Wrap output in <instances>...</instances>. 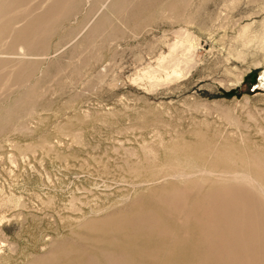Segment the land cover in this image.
Wrapping results in <instances>:
<instances>
[{"label": "rangeland", "instance_id": "1", "mask_svg": "<svg viewBox=\"0 0 264 264\" xmlns=\"http://www.w3.org/2000/svg\"><path fill=\"white\" fill-rule=\"evenodd\" d=\"M263 37L264 0H0V264H264Z\"/></svg>", "mask_w": 264, "mask_h": 264}, {"label": "bare ground", "instance_id": "2", "mask_svg": "<svg viewBox=\"0 0 264 264\" xmlns=\"http://www.w3.org/2000/svg\"><path fill=\"white\" fill-rule=\"evenodd\" d=\"M104 7V6H103ZM112 11V10H111ZM247 28H248V25H246V26H244L242 29H241V32H242V34L244 35L245 33H246V30H247ZM252 34V33H251ZM242 35V36H243ZM259 35V34H258ZM262 36V35H261ZM253 40V38H250V39H247L246 41H245V44H250V42ZM261 45L262 46H264V37L261 39ZM255 44V43H254ZM252 46V45H251ZM261 46V47H262ZM19 53H21V52H19ZM21 54H23V53H21ZM27 54V53H26ZM38 55V54H37ZM19 56V55H18ZM20 57V56H19ZM25 57V56H24ZM29 57V56H28ZM33 57V56H32ZM37 57V56H36ZM40 57V56H39ZM12 60V59H11ZM24 60V59H23ZM29 60V59H28ZM27 60V61H28ZM34 60V59H33ZM15 61H16V59H15ZM262 76H264V75H262ZM262 79V78H261ZM239 80V79H238ZM240 82V81H239ZM263 84H264V82H263ZM215 148V147H214ZM214 150V149H213ZM216 150V149H215ZM248 158V157H247ZM253 160V159H252ZM169 167V166H168ZM172 167V166H171ZM183 172V171H182ZM204 172V171H203ZM210 172V171H209ZM208 173V172H207ZM218 173V172H217ZM223 173V172H222ZM241 173V172H240ZM236 173V174H234L233 175V177H234V179H238V180H242L243 182H245V183H249V184H251V183H253L254 182V178H253V176H252V173H250V172H246V173ZM187 174V173H186ZM185 174V175H186ZM189 174V173H188ZM195 175L197 174V173H194ZM202 174V173H201ZM209 174V173H208ZM211 174V173H210ZM212 174H214V172L212 173ZM219 174V173H218ZM224 174V173H223ZM222 174V175H223ZM233 174V173H232ZM231 174V175H232ZM181 175H183V174H181ZM190 175H191V173H190ZM189 175V176H190ZM227 175V174H226ZM229 175V174H228ZM188 176V175H187ZM187 176H183V177H187ZM192 176H193V173H192ZM217 177V176H216ZM220 177V176H219ZM172 178V177H171ZM221 178V177H220ZM223 178V177H222ZM226 179V178H225ZM214 181V180H213ZM217 181V180H216ZM257 185H258V183H257ZM240 186V185H239ZM200 187V186H199ZM245 187H246V185H245ZM250 187H251V185H250ZM249 187V188H250ZM252 188V187H251ZM201 189V188H200ZM260 189H261V187H260ZM261 192H263V191H261ZM178 194H180V192L178 193ZM264 194V193H263ZM257 195H258V193H257ZM260 197V196H259ZM262 199V198H261ZM175 202V201H174ZM250 225V224H249ZM255 227V226H254ZM249 228V227H248ZM248 243V242H247ZM244 245V244H243ZM251 245V244H250ZM246 247H248L247 245H246ZM253 247V246H252ZM244 248V247H243ZM249 248V247H248ZM247 248V249H248ZM247 249H245V250H247ZM255 249V248H254ZM256 250V249H255ZM248 251V250H247ZM246 251V252H247ZM251 252H253V251H251ZM251 252H249V253H251ZM249 253H247V254H249ZM246 254V253H245ZM245 257H246V255H245ZM248 257V256H247ZM241 259H243V257L241 258ZM246 260V259H245Z\"/></svg>", "mask_w": 264, "mask_h": 264}]
</instances>
